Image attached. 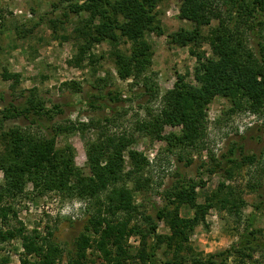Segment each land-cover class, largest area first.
<instances>
[{"label": "rangeland", "instance_id": "rangeland-1", "mask_svg": "<svg viewBox=\"0 0 264 264\" xmlns=\"http://www.w3.org/2000/svg\"><path fill=\"white\" fill-rule=\"evenodd\" d=\"M68 3L63 0H0V134L14 127L42 132L29 119L7 118L2 114L9 102L24 104L30 90H34L36 97L47 107L57 104L62 109V112L54 113L50 121L44 118L45 124L75 126L76 130L64 129L57 135L56 147L61 149L68 145L72 148L74 168L81 175L89 174L85 165V144L96 136V126L128 135L132 138L130 149L140 151L147 159V165L135 183L127 181L133 203L138 208L130 223L136 221L146 228L147 222L141 216L149 215L161 235L170 234L167 224L157 218L158 209L166 201L169 190L194 183L197 204H207L218 190L220 201L214 199V205L204 210L203 218L188 233L181 254L175 253L173 246L168 248L162 244L157 250L161 261L176 255L192 264L193 259L225 249L238 240L249 219L254 217V235L257 241L264 243V111L253 113L247 108L234 109L226 98L214 97L206 108L205 135L196 147H169L166 140L137 129L138 120L145 115V107L152 110L159 107L160 95L173 86L177 74L185 75L194 83L196 57L191 50L209 55L207 37L217 20L201 27L205 38L202 44L179 46L171 43L172 33L181 28L191 29L192 24L179 17L178 0L158 1L155 11L160 33L150 30L144 35L152 46L147 74L153 78L159 91V98L151 99L144 94L141 84L130 87V79L123 80L117 75L114 54L116 51L128 52L131 45L124 37L116 42H93L83 54L78 53V46L85 39L79 31L90 22L89 14L69 11ZM80 57L82 59L77 62ZM4 70L19 75L15 89L11 88L10 80L2 78ZM72 82L75 85H71ZM107 92L116 97L99 99L103 107L81 102L84 96L91 95L94 100ZM79 123L89 126L77 129L81 126ZM93 124L95 127L91 126ZM172 132L178 133L179 127L166 125L161 134ZM240 146L243 154H253L255 160L231 168L228 176L225 173L228 165L225 166L222 156L236 148L235 156L239 158ZM125 159H128L126 154ZM218 161L220 166H217ZM221 165L224 166L221 168ZM32 190L28 183L25 187L27 194L14 198L11 203L26 231L35 230L40 238L49 237L58 244L60 257L56 264H66L74 239L82 233L90 237L91 243L83 264H108L95 246L98 235L86 232L88 219L95 212L96 205L87 208L85 201L65 197L56 191L28 193ZM195 210L190 204L183 203L178 212L180 217L192 218ZM140 246L138 234L126 237L124 247L130 254H136ZM21 252L19 239L0 242V264H20ZM254 257L264 262L262 245L255 246ZM225 264L246 263L230 256Z\"/></svg>", "mask_w": 264, "mask_h": 264}, {"label": "trees", "instance_id": "trees-1", "mask_svg": "<svg viewBox=\"0 0 264 264\" xmlns=\"http://www.w3.org/2000/svg\"><path fill=\"white\" fill-rule=\"evenodd\" d=\"M63 1H69V11L89 14L90 22L84 30L79 31L85 39L78 46V53L83 54L93 42H116L124 37L131 45L128 52L116 51L114 54L118 77L130 79V87L141 84L144 94L151 99L159 98L157 85L147 74L151 66L152 46L144 35L150 30L160 33L155 11L160 0ZM178 1L179 17L189 21L192 28L173 32L171 43L179 46L202 44L205 38L202 37L201 27L215 19L217 25L207 37L209 55L191 50L196 57L194 83L188 81L185 75L177 74L173 86L160 95L159 107L154 110L145 107V115L138 120L137 129L166 140L169 147H196L205 135L206 108L214 97L226 98L234 109L247 108L253 113L264 111V0ZM1 76L11 81L12 89L16 88L18 74L4 70ZM104 96H109V99L116 97L107 92L96 96L94 100L91 95L84 96L81 102L92 107L97 104L96 107H103L98 100ZM59 112H62L59 105L47 107L36 97L34 90H30L24 104L11 101L2 111L3 117L29 119L42 132L14 127L0 134V242L19 239L22 247L20 264H56L60 257L56 242L49 237L40 238L35 230L31 233L26 231L17 219V211L11 201L27 194L25 187L30 183L34 190L28 193L56 191L65 197L85 201L87 208L96 205L95 212L88 219L86 232L98 235L95 246L103 253L108 264H187L186 258L176 255L161 261L157 250L164 244L168 248L173 246L175 253L181 254L188 241V233L203 218L204 210L214 205V199L215 202L220 201L218 190L207 204L195 203L194 183L169 190L157 214L158 220L164 221L169 227L168 235L157 233V225L149 215L141 216L147 222L146 228L136 221L131 224L138 208L133 203L127 181L135 183L136 177L147 165L146 157L140 151L130 149L132 138L128 135L110 132L93 124L91 126L98 131L94 139L85 144V165L89 174H79L74 168L72 148L68 145L61 149L56 147L57 135L64 129L74 130L75 126L62 127L54 123L45 124L44 121V118L50 121L53 114ZM79 125L76 128L81 130L89 126L85 123ZM166 125L179 127V132L162 135ZM238 149L241 153L239 158L235 156L236 148L222 156L225 166L226 163L228 165L225 170L228 176L231 168L255 160L253 154H243L241 146ZM217 164L220 166L219 161ZM221 201L228 202L226 199ZM183 203L196 208L194 217L179 216L178 209ZM14 219L16 223H11ZM254 219H249L236 242L200 259H193L192 264H225L230 256L246 264H264L254 257L255 246L264 247V243L257 241L254 235ZM131 234L140 237L141 246L134 255L124 247L126 237ZM73 245L68 251L66 264H83L86 249L91 245L90 237L82 233L74 239ZM109 245L111 248H108Z\"/></svg>", "mask_w": 264, "mask_h": 264}]
</instances>
